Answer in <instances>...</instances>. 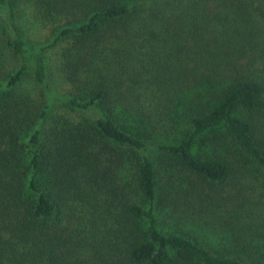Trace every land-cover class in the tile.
Wrapping results in <instances>:
<instances>
[{
  "label": "trees",
  "instance_id": "obj_1",
  "mask_svg": "<svg viewBox=\"0 0 264 264\" xmlns=\"http://www.w3.org/2000/svg\"><path fill=\"white\" fill-rule=\"evenodd\" d=\"M246 161L264 0H0V264H264Z\"/></svg>",
  "mask_w": 264,
  "mask_h": 264
},
{
  "label": "rangeland",
  "instance_id": "obj_2",
  "mask_svg": "<svg viewBox=\"0 0 264 264\" xmlns=\"http://www.w3.org/2000/svg\"><path fill=\"white\" fill-rule=\"evenodd\" d=\"M25 16L29 17L30 12L26 11ZM26 34H27L28 38L33 42L40 41L44 38V34H40L38 26H36V25L33 26L31 24H28ZM51 110L58 111V110H62V109L58 105L54 104V106L51 108ZM233 149H234V153H236V155L241 154L243 157H245L244 154L241 152L240 148L234 143H233ZM244 165L247 168V170H246L247 171V177H248L247 180L254 187V190H253L254 193L255 194L259 193V189H262L264 187V171L252 163L248 164L247 161L244 163ZM214 231H215L214 232L215 235L219 234V230H217L216 228Z\"/></svg>",
  "mask_w": 264,
  "mask_h": 264
}]
</instances>
